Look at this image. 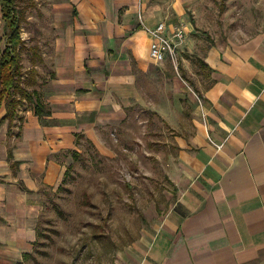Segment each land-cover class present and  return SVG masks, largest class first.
I'll return each instance as SVG.
<instances>
[{"label":"crops","instance_id":"obj_1","mask_svg":"<svg viewBox=\"0 0 264 264\" xmlns=\"http://www.w3.org/2000/svg\"><path fill=\"white\" fill-rule=\"evenodd\" d=\"M44 2L42 31L52 37L41 57L49 73L33 88L50 115L19 108L12 126L0 124V264L31 252L38 184L57 186L63 162L83 141L103 152L106 131L145 136L149 112L170 128L154 157H165L175 199L111 264H264V12L245 38L207 43L196 36L199 0ZM161 23L165 36L183 29L178 53L195 55L200 67L193 72L186 56L179 69L200 75L197 92L152 72L174 69L149 57L142 26ZM152 82L165 107L146 102ZM5 114L1 107L0 120Z\"/></svg>","mask_w":264,"mask_h":264},{"label":"rangeland","instance_id":"obj_2","mask_svg":"<svg viewBox=\"0 0 264 264\" xmlns=\"http://www.w3.org/2000/svg\"><path fill=\"white\" fill-rule=\"evenodd\" d=\"M44 6V0L17 2L24 41L19 52L22 77L33 66L30 47L37 46L39 53L49 52L52 36L44 32L49 26ZM261 12L264 0H199L194 15L199 31L196 36L207 43L241 40L260 26ZM4 47L1 27L0 53ZM186 51L179 53L178 74L169 65L162 72H152L162 73L160 76L166 80L170 76L178 78L188 93L197 92L200 75L192 76L179 69L180 58L186 56L190 57L193 72L200 67L196 56ZM36 71L46 79L49 64L36 62ZM165 78L162 91L168 89ZM153 84L148 83L151 94L146 102L150 107H165V95L153 94ZM19 108L27 110L31 106L25 101ZM143 119L147 121L145 136L136 132L134 137L126 138L117 130L106 131L103 152L83 141L77 146L79 156L70 154L63 162L64 174L57 186L38 184L36 239L29 256L22 258L23 264H111L117 251L154 228L175 199L166 176L167 161L165 157L163 161L154 157V144L158 140L170 141L172 135L169 126L154 112L145 113Z\"/></svg>","mask_w":264,"mask_h":264},{"label":"trees","instance_id":"obj_3","mask_svg":"<svg viewBox=\"0 0 264 264\" xmlns=\"http://www.w3.org/2000/svg\"><path fill=\"white\" fill-rule=\"evenodd\" d=\"M18 1L20 0H0L2 28L5 37V47L0 53V108L4 106L6 110L0 124L7 122L9 127L19 117L18 107L25 101L30 104L34 115L38 117L50 115L48 107L41 102L38 93L33 88L37 83L36 79H40L36 71V62L44 63L37 46L29 48L32 51V68L25 77H22L21 74L19 52L24 46V41L21 38L22 13L17 7ZM29 88L32 89L29 90ZM70 154L72 157L79 156L75 151ZM22 190L26 191L24 187ZM28 256L25 254L23 258L26 259ZM18 264H23V262Z\"/></svg>","mask_w":264,"mask_h":264},{"label":"built area","instance_id":"obj_4","mask_svg":"<svg viewBox=\"0 0 264 264\" xmlns=\"http://www.w3.org/2000/svg\"><path fill=\"white\" fill-rule=\"evenodd\" d=\"M143 31L150 37L149 57L156 65H162L169 60L177 70L178 50L182 48L185 34L180 26L173 27L171 36H165V25L163 23L151 29L142 26ZM220 148L221 146H217Z\"/></svg>","mask_w":264,"mask_h":264}]
</instances>
